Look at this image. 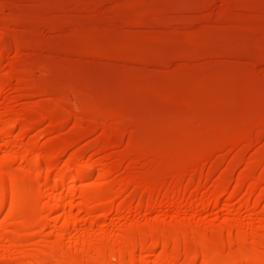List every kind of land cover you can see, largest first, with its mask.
Masks as SVG:
<instances>
[{
	"label": "rangeland",
	"instance_id": "rangeland-1",
	"mask_svg": "<svg viewBox=\"0 0 264 264\" xmlns=\"http://www.w3.org/2000/svg\"><path fill=\"white\" fill-rule=\"evenodd\" d=\"M4 164L0 264H118L126 243L120 264H203L148 235L263 264L264 0H0ZM63 165L104 176L67 186L56 217ZM10 179L26 197L7 217ZM227 231L245 243L217 246Z\"/></svg>",
	"mask_w": 264,
	"mask_h": 264
},
{
	"label": "bare ground",
	"instance_id": "bare-ground-1",
	"mask_svg": "<svg viewBox=\"0 0 264 264\" xmlns=\"http://www.w3.org/2000/svg\"><path fill=\"white\" fill-rule=\"evenodd\" d=\"M7 166L8 165H5V164L3 166H0V177H2L4 174H6V172H7ZM58 170H59L58 171V175L60 176V179L57 181V184L54 185V187H53L54 193H53V196L52 197H53L54 204L50 208L51 210H53L54 213L56 212V214H57V216L55 215L56 217L63 216V214H64L63 212L67 209V206H70V204L68 205V201L65 199L64 193H63L64 189L67 186H69L70 188L72 187L71 189L73 190L74 184L77 183V182H82L83 180H85L87 178V176H92V175L104 176V173L102 171H100L99 169H96V168H88V169L75 168V169H71L69 167V165H63V166H60L58 168ZM64 170H69V171L68 172H65ZM35 171L38 172L39 171L38 168H36ZM50 178H51L50 175H45V177L43 179V183L39 185V187H40L39 190L40 191L41 190H44V187L47 185V183L49 182ZM5 183L6 182L3 179L0 180V185L1 184H5ZM8 183L11 185V190H10V195H9L10 196V202H9L8 207H7V213H8L7 214V217L12 216V214L15 213L18 210L19 207H22L24 205L23 202H25V197H26L24 191L22 190V184L20 183L19 180L10 179L8 181ZM75 187H74V189H76ZM85 189L84 190H80V193H81V195H82L83 198H86L87 199V196H85V195L89 194V195L92 196L93 195V192L92 193H88L87 190H89V189L87 188L86 191H85ZM90 190H89V192H90ZM2 197L3 196H1V199H0V212L1 213L6 208V206H5L6 203L4 204V200L5 199L3 200ZM76 218L77 217H75L74 215L73 216H70L69 218L67 217L64 220V222L62 223V229H63V231H62L61 237L63 239H68L69 238L70 233L72 232L73 228L76 226L75 224H77L76 222L79 220L78 218L77 219ZM219 235H220L219 238L216 237V239L217 238L218 239L217 240L215 239L214 241H216L215 242L216 245L217 246L219 245L220 247H222L224 245L225 246L226 245L227 246H230L233 243H237L238 244V242L240 241L239 240L237 242H233L231 240V233H230V231H227V233L225 235L224 234L221 235V233ZM147 238H149L150 241L152 242V246H151L152 248H154L155 246L160 245L164 251H166L167 249H170L174 259H176L178 257V254H180V251H184V253L185 252L188 253L189 251H192V252H196V253L197 252H200V254L202 253L201 256L202 255L204 256V257L202 256V258L204 260L203 264H218L219 263L217 261V258H211L209 256L206 257V255L204 254V252L201 249L192 248L189 245V242H187L184 238H181L180 236H171V237H169L168 241L165 240V239H163V238H160V237H158L156 235L155 236L154 235H148ZM133 239H134V237H133ZM124 241L126 242V240H124ZM135 241H136V239H135ZM242 241L244 242V240H241L239 242V245L241 243L242 244L245 243V242L243 243ZM132 242H134V240ZM138 243H140L142 245V246L141 245L140 246L143 247L144 241L142 240V237L141 236H140V240H139ZM126 244H125V246H116V247H114L115 249L113 248L111 250V254L109 255V258L111 260L113 259V261L114 260L117 261V263L120 264V262H121V259H120L121 258V255L124 254V253H127V252L130 253L129 250H132V249H129L128 250V248H127L128 247V244L127 245ZM86 245H88V244H86ZM129 245H132V243L131 244L129 243ZM252 245H253V243H252ZM257 245H259V244H257ZM261 245L262 244H260L259 246H261ZM255 248L250 251V254L249 253L246 254V256L244 257L245 260H248L252 256L254 257V255L256 254V249ZM97 255L99 256V254H97ZM132 255H133L132 257L134 258V254H132ZM71 256H70V254L64 255L63 256V260H62L63 262L56 261L55 259H52L53 261L51 260V262L49 264H77V263H74V262L71 261V258H72ZM239 258L240 259H238V260L241 261V257H239ZM135 259L136 258H134L131 261V264H135L136 263V260ZM236 260H237V258H236ZM109 262H111V261H109ZM86 264H90V263H86ZM114 264H115V262H114Z\"/></svg>",
	"mask_w": 264,
	"mask_h": 264
}]
</instances>
